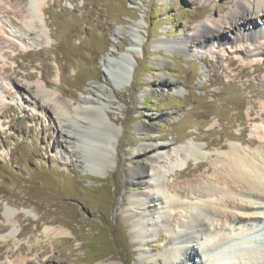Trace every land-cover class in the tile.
<instances>
[{"label":"rangeland","instance_id":"1","mask_svg":"<svg viewBox=\"0 0 264 264\" xmlns=\"http://www.w3.org/2000/svg\"><path fill=\"white\" fill-rule=\"evenodd\" d=\"M224 1L46 0L31 18L26 0H0V264L20 256L36 258V264H157V256L164 261L169 233L140 244L126 222L127 197L149 182L128 177L131 153L185 139L202 145L206 154L223 153L219 144L231 143V136L250 138L257 125L246 121L251 102L260 101L246 83L257 85L264 71L247 64V76L229 82L235 70H222L228 58L249 63L254 57H235L226 45L192 52L188 40L195 24L224 16L236 0L222 6ZM136 35L140 45L132 56ZM19 36L29 40L28 49ZM172 40L181 42L172 50L158 43ZM124 56L130 64L118 70L125 77H113ZM263 57H257L259 63ZM45 84L74 105L83 97L96 100V113L115 131L108 161L95 155L101 143L76 147L86 134L100 139L105 133L83 128L93 125L92 114L61 129L62 118L40 106L26 87ZM92 165L101 172L95 174ZM187 178L168 175L166 182L172 186ZM56 227L65 233H45ZM20 245L25 252L6 253ZM41 247L47 253L40 255ZM150 255L153 260L146 262ZM47 256L52 259L45 262ZM200 258L207 263L203 254Z\"/></svg>","mask_w":264,"mask_h":264},{"label":"bare ground","instance_id":"2","mask_svg":"<svg viewBox=\"0 0 264 264\" xmlns=\"http://www.w3.org/2000/svg\"><path fill=\"white\" fill-rule=\"evenodd\" d=\"M45 3L46 0H26V5L30 6V17L34 18L38 6L43 7ZM227 4L231 2L225 0L222 6ZM41 10L43 12V9ZM18 11H14V14ZM191 31L188 40L192 52H211L215 47L226 45L227 50L235 54V57L237 55H240V58L254 57L249 63L228 58L226 67L222 70L227 72L226 68L229 67L235 70L231 79H228L229 82L237 77L247 76L244 70L247 64L253 66L256 72L264 71V57L263 62L258 61L264 55V0H236L224 16L207 17L195 24ZM135 37L130 40V55L140 45V37L137 35ZM20 41L27 49L31 45L29 40L24 38ZM158 43L172 50L181 42L172 40ZM253 43L254 47L250 48L249 45ZM224 53L223 50L222 54ZM226 56L229 57L228 54ZM129 64L130 59L127 56L122 57L121 62H116L112 69L113 77L124 78L126 74L121 70ZM120 67L121 70H118ZM246 85L249 86L248 90L252 96L260 99L256 104L251 102L246 110V121L257 124L254 125L250 138L231 136V143L218 145L225 150L223 153L206 154L203 152L204 147L192 139H185L179 144H173L172 147L161 143L149 148L142 155L137 153V149L136 153H131L132 161L127 165L128 177L148 178L149 182L143 192L133 193L127 197L125 218L132 239L140 244L163 231L169 233L163 250L164 261L161 263L157 256L155 258L157 264H203L200 258L202 254L206 257V264H264V78L255 86H251L250 82ZM26 87L37 97L40 106L52 109L57 117L62 118L63 123L60 122L61 126L59 124L61 129L62 126L71 128L83 121L86 115L92 114L93 118L90 117L93 125L82 127L88 132L94 127L101 128L105 133L99 139L91 135L89 137L87 134L85 136L84 131L85 139L79 140L81 144H76V147L83 149L91 145L94 147L93 142H97L98 147L101 143V149L95 155L97 158L102 156L108 161L110 137L115 131L107 127L96 113V105L94 106L96 100L83 97L79 99V104L74 105L63 101L59 95L47 89L46 84ZM206 157L208 159H205ZM158 161H164V164L156 166L155 163ZM190 161H194V164L189 168ZM90 167L95 174L101 172L100 166ZM205 172H211V175L208 177ZM168 175L189 178L182 184L173 183L170 186L166 182ZM10 213L9 210L5 212L7 216ZM153 214L155 218L152 217ZM9 223L12 225L14 222ZM235 224L238 227H235ZM232 226L233 232L231 230L224 233ZM235 228L237 231H234ZM50 230L45 233H50L52 237L65 233L60 227ZM4 241H7L6 237ZM18 251H24V247L20 245L15 251L12 249L6 253L15 254ZM45 253L47 249L41 247L39 254ZM195 257L200 260L199 263ZM153 258V255L145 257L146 262ZM35 259L20 256L16 258V262L6 264H36ZM50 259L52 257L47 256L45 262ZM38 264L44 263L39 261Z\"/></svg>","mask_w":264,"mask_h":264}]
</instances>
